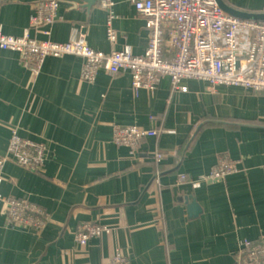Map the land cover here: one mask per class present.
<instances>
[{
    "label": "crops",
    "instance_id": "1",
    "mask_svg": "<svg viewBox=\"0 0 264 264\" xmlns=\"http://www.w3.org/2000/svg\"><path fill=\"white\" fill-rule=\"evenodd\" d=\"M38 1L2 0L0 29L22 34ZM104 1L88 11L82 0H60L48 32L41 26L30 34L67 41L77 29L106 53L144 52L146 17L133 0ZM225 1L264 11V0ZM84 62L75 54L48 56L35 71L20 51L0 48V154L9 153L14 132L45 145L36 169L6 161L1 191L47 214L31 227L11 221L9 204L0 201V264H121L116 254L127 264H238L242 242L264 245V91L194 78L175 87L169 76L136 90L130 70L103 66L86 80ZM127 125L159 134L131 150L114 135ZM223 156L237 162L236 172L199 177ZM181 173L188 177L178 183ZM185 196L200 204L197 216ZM86 221L111 230L81 245L76 231Z\"/></svg>",
    "mask_w": 264,
    "mask_h": 264
},
{
    "label": "built area",
    "instance_id": "2",
    "mask_svg": "<svg viewBox=\"0 0 264 264\" xmlns=\"http://www.w3.org/2000/svg\"><path fill=\"white\" fill-rule=\"evenodd\" d=\"M112 2L105 0L104 4ZM60 3V0H39L22 34L0 29V48L20 51L35 71L48 56H82L85 58L83 77L89 81L97 78L103 66L113 73L130 70L136 90L153 89L161 76H169L175 87L183 78H194L208 85L225 83L264 91V19L232 14L218 0H133L136 10L146 17L148 42L144 52L114 49L106 53L93 47L87 34L77 29L67 41L31 36L30 28L43 26L48 32V27L57 19ZM108 34L111 38L115 34L111 19ZM243 37L250 38L246 51L242 48ZM152 117L160 118L158 113ZM158 134L156 127L144 125L116 126L114 132L115 140L131 150H136L143 138ZM8 159L36 169L44 162L45 145L14 132L9 153L0 154V169ZM237 170V162L223 156L209 173L199 177L214 181ZM187 177L186 173L179 174L178 183ZM1 182L0 177V201L9 204L11 221L41 227L47 216L45 209L28 199L3 193ZM110 230L99 222L86 221L77 229L76 240L86 245ZM114 261L128 263L120 254L115 255ZM237 263L264 264V245L242 242Z\"/></svg>",
    "mask_w": 264,
    "mask_h": 264
},
{
    "label": "water",
    "instance_id": "3",
    "mask_svg": "<svg viewBox=\"0 0 264 264\" xmlns=\"http://www.w3.org/2000/svg\"><path fill=\"white\" fill-rule=\"evenodd\" d=\"M83 3L82 6L88 8V11H91L94 5H96L99 0H82ZM220 5L229 11L232 14H235L237 16L246 17V18H252V19H264V12H253V11H246L238 9L234 6H231L229 3H227L225 0H218ZM178 167L173 168L170 171L176 170ZM181 200H184L186 202L185 205L188 206V211L190 216H197L201 212V206L198 203V201L194 198V196H188L183 197Z\"/></svg>",
    "mask_w": 264,
    "mask_h": 264
},
{
    "label": "rangeland",
    "instance_id": "4",
    "mask_svg": "<svg viewBox=\"0 0 264 264\" xmlns=\"http://www.w3.org/2000/svg\"><path fill=\"white\" fill-rule=\"evenodd\" d=\"M150 137H155V136H150ZM125 146V145H124Z\"/></svg>",
    "mask_w": 264,
    "mask_h": 264
}]
</instances>
